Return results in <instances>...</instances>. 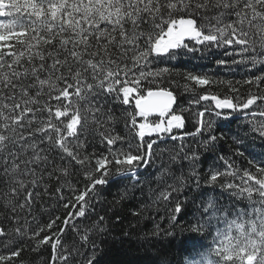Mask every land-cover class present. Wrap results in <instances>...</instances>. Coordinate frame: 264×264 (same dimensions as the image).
I'll list each match as a JSON object with an SVG mask.
<instances>
[{"label": "snow or ice", "instance_id": "snow-or-ice-1", "mask_svg": "<svg viewBox=\"0 0 264 264\" xmlns=\"http://www.w3.org/2000/svg\"><path fill=\"white\" fill-rule=\"evenodd\" d=\"M213 51L223 53L215 61L218 67L264 65V0H0V185L7 189L0 197L10 209V215L0 219V264H14L26 238L36 240L34 250L49 245L47 264H69L72 253L62 236L70 225L76 227L78 218L91 215L98 186L131 178L143 193L141 184H148V169L158 158L153 146L158 148L165 137L183 141L208 133L203 144L215 146L218 137L212 135L206 113L225 120L232 119V113L245 119L258 115L261 121L253 119L252 130L264 139V88L260 87L264 75L233 82L207 72L186 73L183 88L196 93L190 106L210 101L212 107L197 113L194 132L174 134V129L185 128L190 108L177 105L174 81L157 83L172 70L151 65L161 57L204 59ZM218 85L226 86L231 95L208 91ZM244 85L249 88L246 96L240 93ZM196 89H203V94ZM113 102L134 107L123 120L135 144L108 127L116 123L109 107ZM253 107L257 111H249ZM154 113L159 119L149 122ZM97 135L106 155L87 151ZM186 147L180 143L179 151L170 154L180 174L162 168L157 187L149 189L153 204L164 205L166 211L171 206L169 229L157 225L153 236L161 231L174 236L172 228L192 205L190 234L180 242L185 254L180 264H264V161H249L253 170L238 173L219 156L225 170H211L204 182L213 190L227 191L232 203L208 197L196 204L190 199L191 185L201 188L199 173L193 170L186 180L177 157L183 154L181 158L192 162L193 169L199 157L184 152ZM141 168L148 173L144 180L139 178ZM77 170L87 181L79 194L65 201L61 189H55L69 209L64 226L53 231L57 217L30 231L26 216L40 196V183L53 176L58 182L68 181ZM225 176L232 182L221 183ZM120 196L124 199L128 192ZM131 214L139 217L140 212ZM103 222L99 216L94 225L98 232L106 231ZM46 230L49 234L37 239ZM81 239H89L87 232ZM166 257L158 248L153 264H172ZM85 260L95 264L94 255Z\"/></svg>", "mask_w": 264, "mask_h": 264}, {"label": "trees", "instance_id": "trees-1", "mask_svg": "<svg viewBox=\"0 0 264 264\" xmlns=\"http://www.w3.org/2000/svg\"><path fill=\"white\" fill-rule=\"evenodd\" d=\"M220 58H223L222 51H213L205 54V59L209 62L210 60ZM234 58L239 59L238 56ZM151 67H168L172 70L170 75H166L162 81H157V83L170 84L174 81L175 83H172V87L177 93V105L180 108H190V111L185 113L186 123L183 132H194L199 119L197 113L203 110L204 107H208L209 109L212 107L211 103L205 101L201 102L200 105L190 106V101L195 98L196 93L184 90L183 85L186 81L183 79V76L186 73L193 72L199 74L207 72L219 80L244 81L243 78H237L233 74L232 71L235 69V65H231L229 68L218 67L216 65V71H214L198 57L189 59L186 56L172 60H169L167 57H161ZM198 67L201 69L200 71L197 69ZM237 68L243 75L246 73L251 74L253 70V75H264V69L262 68L255 69L250 65L245 66L243 64L237 65ZM193 87L195 88L196 86L193 85ZM196 91L203 94V89H196ZM208 91L221 96L231 95L229 89L222 85L213 86ZM248 91L247 85L240 87L242 96H246ZM109 107L113 109L116 122L117 124L120 123L121 126L115 125V123V126L109 124L108 127L114 128L116 132V128L121 127L120 133L128 139H132L131 133L125 128L123 116L126 112H134V107L122 105L119 102H113ZM204 119L212 121V135L218 137L215 146H205L203 144V141L208 137V133L188 136L183 141H172L167 137L164 138L163 143L158 142V148L156 145L153 146V151L157 154L158 158L155 159L151 168L148 169V173H151L148 184H141V187L144 189L143 193L137 191L134 187L135 181L131 178L118 179L116 184H112L110 180L109 185L98 186L96 190L97 195L91 201L93 209L91 215L86 214V217L78 218L75 221L76 227L72 228L70 225L65 229V233L62 236V243L72 253L69 257V264H86L85 257L93 255L95 257V264H153L158 248L164 249L167 253L166 258L171 260L172 264H180L182 256L185 255L181 252L180 242L190 234L189 226L192 219V205L188 206V210L183 214V218L172 228L174 236H167L164 234V231L169 229L171 206H167L168 211H166L164 205L153 204L154 197L149 191L150 188L155 189L157 187L156 177L162 168L167 167L171 172L177 175L180 174L176 171L177 165L171 162L170 154L178 152V145L183 143L188 146L184 149V152L188 155H192V152H195L199 157L198 161L195 162L194 169L192 162L181 158L183 154L177 157L182 165V171L185 174L186 180L193 170L199 173L201 188L196 189L194 184L191 185L193 191L190 199H195L196 204H200L202 199L207 200L208 197L219 198L220 201L228 205L232 203L227 191L220 187H216L213 190L204 182L211 170H225L224 162L218 159L219 156L227 159L238 173H242L245 169L253 170L249 165V161L255 163L264 161V139H261L258 132L252 130L253 124L251 123L253 119L260 122L261 118L259 116L254 118L248 117L247 119L239 117L225 120L217 117L214 113L212 115L206 113ZM152 121H157V119L152 118L150 122ZM176 132L179 131L176 130ZM238 140L241 141L240 144L236 142ZM132 142L133 144L136 143L134 139H132ZM189 148L192 150L191 152L188 150ZM94 149L95 152L91 151ZM87 151L102 155L107 154L104 150V145L99 141L98 135L95 138L93 146L89 147ZM236 152H243V155H233ZM57 163H59V160H57ZM140 173L143 174L139 176L141 180H144L145 176L148 175L143 168L140 169ZM168 182L171 183L170 180ZM226 182H232V177L225 176L221 179V183ZM236 182H239V175L236 177ZM86 183L87 181L79 170L68 181L62 178L58 182L55 176L52 179L45 178L39 185L40 196L34 201L30 214L26 216V219L29 221L30 231L46 227L50 220L59 217L53 228V231L59 232L60 228L64 226L63 221L69 211V209L63 206L64 202L73 195L79 194V190L83 189ZM189 183L191 184L190 181ZM44 187L48 188L47 192L42 191ZM57 188L61 189L65 201H61L58 198L55 192ZM6 191L7 189L3 185H0V192ZM125 191L128 192V196L121 199L120 193ZM240 206L243 207L244 205L241 204ZM134 211L140 212L139 217L131 214ZM6 215H10V209L2 202V197H0V219ZM99 216L104 217V222L101 224V227L106 228L104 232H98L94 227L99 220ZM157 225L164 231H161L158 237H154L153 233ZM86 232L89 239L84 241L81 239V236ZM46 234H49L47 230L41 232L40 237L37 239H43ZM205 242L208 243V241ZM153 244L156 245V248L152 247ZM20 246L22 247V252L14 264H47L51 255L49 245L44 244L38 250H34L36 240L26 238L21 242ZM0 251H3V249H0Z\"/></svg>", "mask_w": 264, "mask_h": 264}, {"label": "rangeland", "instance_id": "rangeland-1", "mask_svg": "<svg viewBox=\"0 0 264 264\" xmlns=\"http://www.w3.org/2000/svg\"><path fill=\"white\" fill-rule=\"evenodd\" d=\"M113 125H114V124H113ZM115 125H119V126H121V125H120V123H119V124H117V122H116V124H115ZM115 125H114V126H115ZM116 130H117V132H119V134H120V135H122V136H123V134H122V133H120V132H121V130H122V129H121V127H119V128H116ZM98 148H101V147H98ZM95 149H97V148H95ZM95 149H94V150H91V151H94V152H95Z\"/></svg>", "mask_w": 264, "mask_h": 264}]
</instances>
